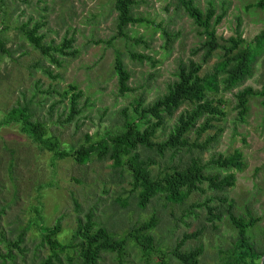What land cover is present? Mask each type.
I'll return each mask as SVG.
<instances>
[{
	"label": "rangeland",
	"instance_id": "rangeland-1",
	"mask_svg": "<svg viewBox=\"0 0 264 264\" xmlns=\"http://www.w3.org/2000/svg\"><path fill=\"white\" fill-rule=\"evenodd\" d=\"M256 1L196 0V3L203 10L214 3L218 14L224 6L228 8L227 16L218 26L219 42L224 44L225 39L234 35L238 19L242 21L247 42L264 31V10L246 8ZM136 13L156 24L163 23L170 32L180 35L171 52L163 48V32L153 24L130 28V36L143 39L139 45L134 38L112 45L104 43L116 34L114 0H0V41L7 50L6 54L0 51V124L10 109L28 105L35 112V119L44 121L63 146H77L87 133L115 130L123 123V110L128 108L131 113V105L137 99L143 97L148 104L166 93L168 85L176 80L181 63L204 64L205 36L178 8L176 0H139ZM30 21V26L42 24L40 33L46 35L49 44L73 37L78 57H62L61 68L52 65L23 37L20 27ZM132 52L148 55L153 61L139 63L130 58ZM222 54L217 50L204 64L203 73L212 72ZM119 55L131 72L129 86L134 89L124 96L118 94L114 72ZM49 67L55 78L45 73L44 69ZM70 85L78 86L85 96L80 100L82 113L74 122L64 124L69 99L62 95ZM247 87L263 90L264 54L253 77L241 88L223 95L226 118L213 122L215 127L200 137L193 134L191 141L204 143L216 135L218 128L223 129L218 143H212L203 154L195 148V155L202 156L206 163L219 154L231 155L240 150L247 168L243 172L232 171L237 183L228 192L220 193L204 184L203 191L194 193L182 205L167 204L157 198L140 209L129 179H120L112 162L94 160L82 166L71 158L54 160L52 153L43 152L16 125H0V242L5 236L17 241L21 232L28 230L20 247L27 251L22 254L15 249L16 261L42 264L50 254V247L43 245L37 227L32 224L28 229L30 222L38 218L36 208L42 210L46 226L60 223L59 240L63 244L72 241L79 222L85 221L89 214L95 222L119 235L157 215L159 223L152 232L158 244L155 252L145 253L129 241L125 257L119 259L117 254L108 253L103 264H158L160 256L171 257L172 250L182 241L183 250L203 247L200 264H228L237 231L228 216L229 203L221 201L226 197L234 202L235 215L248 218L251 213L261 219L247 229V235L252 246L264 250V96L251 99L246 122H239L234 94ZM186 107L190 106L181 110ZM191 156L185 150L171 162L184 164ZM158 162L165 166L166 159L158 158ZM208 172L229 173L216 168H209ZM208 206L212 207L213 215L209 214ZM195 233L199 234L197 238L185 239V235ZM0 250L6 255L4 244H0ZM171 263L178 264L175 260Z\"/></svg>",
	"mask_w": 264,
	"mask_h": 264
},
{
	"label": "trees",
	"instance_id": "trees-1",
	"mask_svg": "<svg viewBox=\"0 0 264 264\" xmlns=\"http://www.w3.org/2000/svg\"><path fill=\"white\" fill-rule=\"evenodd\" d=\"M178 8L193 21L199 34L205 36L202 44L204 49V64L221 50L223 54L212 72L203 73L204 64L190 61L189 64L181 63L176 72V80L168 85L166 93L159 96L154 102L146 104L145 98H139L132 103V112L123 110L124 119L120 126L105 134L87 133L77 146H63L59 138L51 134L47 124L35 119V112L26 106H17L10 109L1 121V126L16 125L19 130L32 140L43 152L53 154L54 160L71 158L79 165L85 166L94 160L110 161L112 167L118 173L120 179H129L137 205L145 209L155 199L165 200L167 204L182 205L191 195L203 191L202 186L207 184L212 190L226 193L236 186L237 178L233 170L243 172L247 168L244 155L236 150L231 155L219 154L217 158L204 163L202 156L195 155L194 149L205 153L212 143H218L220 135L224 132L219 129L215 136L210 137L204 143L196 139L193 143L192 135L199 137L207 130L215 127L213 122H220L226 118L223 95L241 88L245 82L253 77L255 66L259 58L264 54V31L258 34L251 42L243 37L242 21L238 19L234 35L219 42L218 26L228 14L225 6L220 14L214 3L206 9L200 8L196 0H176ZM139 0H114V10L117 16L114 20L116 34L104 43L112 45L118 40H131L130 28L153 24L161 29L165 41L164 49L171 52L173 44L179 38V34L170 32L163 23L156 24L136 13ZM264 10V0H257L246 7ZM23 24L20 29L23 37L52 65L62 67L61 58H77L79 52L74 49L75 39L65 37L59 44L47 43L46 35L40 33L42 24L36 22ZM135 43H142V38L135 37ZM102 42V41H101ZM0 51L7 53L4 44L0 41ZM130 58L139 63L153 61V58L145 54L130 53ZM45 73L55 78L50 67L44 69ZM114 72L118 80V94L121 96L132 92L129 86L131 72L119 55L114 64ZM85 93L76 85H70L62 97L69 99V105L65 108L63 123L74 122L82 113L80 100ZM264 96L262 91H256L252 87L239 90L234 97L237 100L238 121L246 122L249 113L251 99ZM186 107L181 110L184 106ZM181 110L179 115H175ZM174 121V122H173ZM161 139V140H159ZM186 151L192 155L189 162L174 164L178 155ZM158 158L166 159L165 166L158 162ZM157 166H160L159 168ZM157 167V168H156ZM209 168H216L229 172L222 175L221 172L210 173ZM221 199V198H220ZM223 203H229L228 216L232 226L237 231L235 247L231 251V260L228 264H264V250H258L250 243L247 229L257 224L261 219L249 213L248 218L237 216L232 209L234 202L229 198H222ZM209 214L213 215L212 207ZM231 209V210H230ZM38 218H34L28 229L37 227L42 235L43 245L50 247V254L42 264H103L104 255L117 254L121 259L126 256L128 242L131 241L140 247L145 253H153L158 246L153 230L159 223V217L153 215L148 220L135 226L127 233L119 235L108 227L94 221L92 214L87 215L86 220L79 222L73 239L69 244H63L59 240L61 225L46 226L42 210L37 209ZM219 218V217H213ZM21 232L17 241L8 237L0 244L6 247V255L0 250L1 264L17 263L15 249L22 254L26 249H21L25 242V234ZM198 233L187 234L185 239L197 238ZM184 241L180 242L171 252V257L165 254L159 257L158 264H172L175 260L178 264H200L203 247L197 246L191 250H183ZM64 255L66 257H64ZM74 255L76 258L74 259Z\"/></svg>",
	"mask_w": 264,
	"mask_h": 264
},
{
	"label": "water",
	"instance_id": "water-1",
	"mask_svg": "<svg viewBox=\"0 0 264 264\" xmlns=\"http://www.w3.org/2000/svg\"><path fill=\"white\" fill-rule=\"evenodd\" d=\"M263 261H264V259H263ZM262 264H263V262H262Z\"/></svg>",
	"mask_w": 264,
	"mask_h": 264
}]
</instances>
